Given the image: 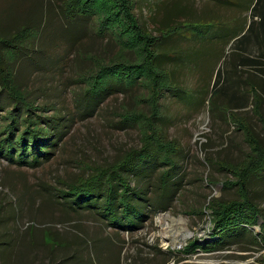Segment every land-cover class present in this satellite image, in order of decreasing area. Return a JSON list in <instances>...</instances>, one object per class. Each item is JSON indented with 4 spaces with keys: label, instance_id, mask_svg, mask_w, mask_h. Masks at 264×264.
Here are the masks:
<instances>
[{
    "label": "rangeland",
    "instance_id": "obj_1",
    "mask_svg": "<svg viewBox=\"0 0 264 264\" xmlns=\"http://www.w3.org/2000/svg\"><path fill=\"white\" fill-rule=\"evenodd\" d=\"M252 1L131 0L146 36H155L149 44L158 37L157 52L173 58L165 70L150 65L152 46L100 32L97 16L68 13L69 0H0V131L3 106L14 107L7 82L34 103L31 115H42L52 136L39 160L9 158L0 146V264H264L260 224L213 251H187L194 239H213V211L245 188L264 213V173H255L264 157V73L228 63V39L253 19ZM168 26L176 27L170 35ZM114 63L142 64L146 76L90 93L100 69ZM219 69L225 80L214 92ZM146 139L153 159L128 176L136 184L127 198L140 211L121 209L116 180L119 224L96 191L91 205L65 195ZM157 142L170 146L173 159ZM161 215L183 218L191 233L166 244Z\"/></svg>",
    "mask_w": 264,
    "mask_h": 264
},
{
    "label": "trees",
    "instance_id": "obj_2",
    "mask_svg": "<svg viewBox=\"0 0 264 264\" xmlns=\"http://www.w3.org/2000/svg\"><path fill=\"white\" fill-rule=\"evenodd\" d=\"M134 3V2H133ZM133 5L131 0H69L70 15L75 14L79 16H97L100 31H108L114 29L117 32L119 39L122 41H128L129 44L135 43L139 46L142 43V48L150 50L152 67L166 70V66L173 61L170 54L157 52L156 46L159 43V38H155L154 41H158L155 45L154 42L149 44L152 38L155 36H146L147 31L138 21V18L133 14ZM249 11L252 13V20L249 23L244 24L242 29L234 32L228 40L232 42L229 53L231 70L237 69L239 66L248 67L250 69L259 70L264 73V0H253L249 5ZM176 27L168 26L167 35L172 34ZM160 36L164 37L163 28L159 29ZM251 40L253 42H251ZM249 42L253 45L249 47ZM150 45L147 48V45ZM150 68H147L149 70ZM249 70V69H248ZM145 68L142 64L136 63H114L109 66H105L97 73L92 84L89 86V92L97 94L100 91L105 90V86L110 83L111 80L124 82L125 86H130L138 81L140 75L146 76L144 73ZM172 71V70H171ZM2 72V70H1ZM250 72V70H249ZM225 74L219 69L216 73L214 81L213 91L219 90V84L225 80ZM227 78V77H226ZM251 80V79H250ZM11 81V80H10ZM254 85L257 87L256 83ZM4 90L8 92L10 98L13 99L14 107L10 109L8 105L2 118L6 119V123L3 125V131L0 133H6V136L0 140V146L5 152L6 156L13 158L16 154L18 157L25 158L27 156L33 157L35 160H39L40 156H45L49 153L48 147L51 146L50 127L48 124L42 123V115H31L32 111L38 110L34 107V103L28 101L25 94L22 91H14L13 85L10 83H3ZM255 88V87H254ZM257 90V89H256ZM255 90V91H256ZM257 97L259 103L257 108L261 107V93L259 90ZM176 95V94H175ZM25 110H22V109ZM26 112L23 113V112ZM264 122V117H262ZM19 132H16L20 128ZM151 140L146 139L143 149L134 153H129L114 166L102 168L91 175L88 178H82L78 182L71 185L69 192L66 191L65 195H72L71 200L76 204H80L82 201L88 202L87 205H91L95 195L102 196L105 202L108 203V207L112 210L116 216L119 224V217L115 214L112 206L113 193L115 191L114 180L121 185L119 190L121 197L119 198L121 203V209L129 210L134 209L140 211V208L130 202L127 198L131 194L135 193L134 187L130 184L129 178L138 177L139 168L138 163L143 165L149 163L154 154L148 152L151 149ZM159 149L164 152L163 156L173 159V150L170 146H164L157 142ZM161 147V148H160ZM165 147V148H163ZM171 149V150H170ZM145 150V151H143ZM264 155V151H263ZM264 173V157L260 165H258L255 173ZM128 173L127 175H124ZM128 176H131L128 178ZM248 182V180H247ZM247 182H245L247 187ZM103 187L100 188V186ZM244 185V183H243ZM94 191L96 194L94 195ZM243 195L241 198L233 199L226 204H222L218 209L214 210V218L212 222V240L207 241L208 244H201L194 240L190 241L187 245V251L190 253L196 252L197 249L203 248L205 251H213L217 245L233 237V239L239 240L241 231L247 229L249 226L260 224V240L264 242V213L250 195L249 189H243ZM99 193V194H98ZM106 205V203H105ZM126 205V206H124ZM106 206V207H107ZM105 207V210H106ZM255 239H258L256 236Z\"/></svg>",
    "mask_w": 264,
    "mask_h": 264
},
{
    "label": "bare ground",
    "instance_id": "obj_3",
    "mask_svg": "<svg viewBox=\"0 0 264 264\" xmlns=\"http://www.w3.org/2000/svg\"><path fill=\"white\" fill-rule=\"evenodd\" d=\"M165 217L171 218L172 224L165 222ZM159 219L161 220L162 223V236L164 237V241L166 242V244H177L180 242L179 237L181 236V232L182 231H187L188 234H190L191 232L188 230L187 226H186V222L183 218L176 220L175 218H173L170 215H161L159 217ZM179 221V222H178ZM180 226H183V229L180 228ZM187 235L184 234V237H186ZM183 237V236H182ZM181 238V237H180Z\"/></svg>",
    "mask_w": 264,
    "mask_h": 264
}]
</instances>
